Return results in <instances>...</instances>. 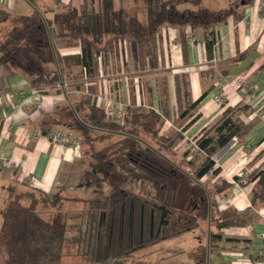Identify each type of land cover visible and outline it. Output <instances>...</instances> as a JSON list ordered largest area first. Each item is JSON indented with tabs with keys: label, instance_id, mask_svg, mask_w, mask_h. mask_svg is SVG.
I'll list each match as a JSON object with an SVG mask.
<instances>
[{
	"label": "trees",
	"instance_id": "obj_1",
	"mask_svg": "<svg viewBox=\"0 0 264 264\" xmlns=\"http://www.w3.org/2000/svg\"><path fill=\"white\" fill-rule=\"evenodd\" d=\"M73 1L53 20L37 6L27 15L0 8V65L9 75L23 72L40 94L48 93V88L67 90L56 85L68 82L78 67L86 77L94 76L96 55L125 40L140 58L156 60L155 39L167 25L202 30L211 56L215 28L230 16L237 18L242 3L237 0L212 10L201 6V0H185L196 8H180L170 0H142L146 19L141 21L123 7L114 10L113 0H83L80 9ZM57 41L80 45L82 54L62 56ZM248 109V105L227 107L194 140L193 153L191 145L177 155L175 148L184 136L162 134L164 121L156 111L129 108L116 118L90 95L82 96L73 104L74 122L69 126L82 150L77 182L81 192L70 198L63 187L50 194L29 184L8 186L0 208V264H66L70 256L77 258L71 264H113L204 223L210 226L211 246L217 245L223 229L246 225L252 216L217 210L215 197L229 183L211 189L203 179L220 173L216 155L247 131L240 113ZM190 155L200 158L198 167H193ZM236 180L246 183L244 176ZM248 180H257L255 197L264 200V170L253 172ZM67 201L71 207L66 208ZM163 209L167 215L161 224ZM196 256V264H207L206 249Z\"/></svg>",
	"mask_w": 264,
	"mask_h": 264
},
{
	"label": "crops",
	"instance_id": "obj_2",
	"mask_svg": "<svg viewBox=\"0 0 264 264\" xmlns=\"http://www.w3.org/2000/svg\"><path fill=\"white\" fill-rule=\"evenodd\" d=\"M170 1L180 8H196L190 1ZM236 1L201 0V6L220 10ZM83 2L74 0L73 6L80 9ZM67 3L0 0V8L27 15L37 6L53 20L68 9L64 7ZM122 7L145 21L142 0H113L114 10ZM193 31L190 27L164 26L154 43L156 60L140 58L127 40L119 42L113 50L96 55L94 76L86 77L78 67L67 76V90L59 93L48 88V93L41 94L40 104L34 99L36 89L23 72L9 75L0 65V200L5 198L7 187L15 184H29L52 194L78 172L81 148L59 147L45 135L57 131L71 132L75 137L69 129L74 122L73 104L84 95H90L98 106L108 104L116 111H156L164 121L162 134L182 132L184 136L175 148L177 155L210 129L227 107L248 105V111L240 113L247 131L216 155L220 173L207 175L203 181L211 189L214 184L229 183L215 197L217 210L245 211L251 220L223 229L221 242L213 247L210 226L204 223L200 227L206 230L204 242L199 238L196 248L173 251L171 256L187 253L186 263L172 264H196L197 253L206 249L207 264H264V200L255 197L257 180H248L253 172L264 170V0H242L239 16H230L215 28L211 56L206 34L200 29ZM57 47L62 56L82 54L80 45L57 41ZM80 72L81 76H75ZM238 79H243L241 85H237ZM216 96L223 97L224 104L216 102ZM193 162V167H198L200 159ZM237 176H244L246 183L236 180Z\"/></svg>",
	"mask_w": 264,
	"mask_h": 264
},
{
	"label": "rangeland",
	"instance_id": "obj_3",
	"mask_svg": "<svg viewBox=\"0 0 264 264\" xmlns=\"http://www.w3.org/2000/svg\"><path fill=\"white\" fill-rule=\"evenodd\" d=\"M69 2L70 0H66ZM3 29V28H2ZM80 148V147H79ZM192 160H198V157L193 155L190 156ZM200 159V158H199ZM81 168L79 166L78 172H75L72 177L68 178L67 182L62 184L61 187L65 189V195L68 197H76L80 194L81 190L77 188V182L79 179ZM2 193L0 192V196ZM5 198L0 200V208L3 207L5 199L8 197V193L5 191ZM66 208L71 207L70 203L67 201L65 204ZM79 207V206H78ZM0 227H1V218H0ZM202 228H196L194 230L186 231L179 235L173 236L171 238L157 241L154 245H147L142 250H137L131 253L128 256L122 257L116 261H113V264H172V263H186L188 259V254H177L171 256V252L180 251L181 249H187L191 251L197 247V244L201 241L204 242L206 230H201ZM188 259V260H187ZM77 262V258L74 256L67 257L66 264H71Z\"/></svg>",
	"mask_w": 264,
	"mask_h": 264
},
{
	"label": "built area",
	"instance_id": "obj_4",
	"mask_svg": "<svg viewBox=\"0 0 264 264\" xmlns=\"http://www.w3.org/2000/svg\"><path fill=\"white\" fill-rule=\"evenodd\" d=\"M11 1H13V0H11ZM242 82H243V79H238L237 85H241ZM67 86H68V82L58 83L56 85V87H58V88H67ZM34 99L36 100V102H38L40 104L42 99H43V96L40 93L36 92L34 94ZM215 100H216V102H218L220 104H224V99L221 96H216ZM104 108H105L107 114L110 115V116H113V117H116V118H122L124 116V111H122V110H117L116 111L115 109H113L108 104H105ZM45 138L49 142H51L52 144L57 145V146L62 147V148L69 147V146H75L77 148L80 147L78 140L72 135L71 132H68V133L64 134V133H61V132L53 131V132L47 133L45 135ZM195 150H196V147H194V145H193L192 153ZM5 163L7 164V161H5Z\"/></svg>",
	"mask_w": 264,
	"mask_h": 264
},
{
	"label": "water",
	"instance_id": "obj_5",
	"mask_svg": "<svg viewBox=\"0 0 264 264\" xmlns=\"http://www.w3.org/2000/svg\"><path fill=\"white\" fill-rule=\"evenodd\" d=\"M167 215V212L163 209V214H162V222H161V224L163 223V221H164V218H165V216Z\"/></svg>",
	"mask_w": 264,
	"mask_h": 264
}]
</instances>
